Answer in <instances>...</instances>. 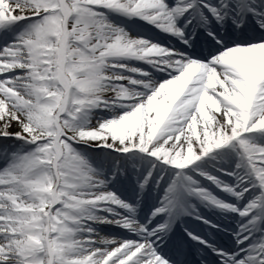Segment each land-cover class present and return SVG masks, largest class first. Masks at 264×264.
I'll list each match as a JSON object with an SVG mask.
<instances>
[{"label": "snow or ice", "instance_id": "obj_1", "mask_svg": "<svg viewBox=\"0 0 264 264\" xmlns=\"http://www.w3.org/2000/svg\"><path fill=\"white\" fill-rule=\"evenodd\" d=\"M0 264H264V0H0Z\"/></svg>", "mask_w": 264, "mask_h": 264}]
</instances>
